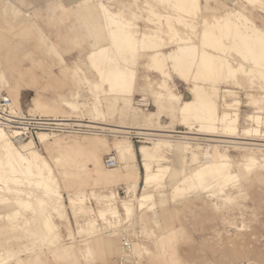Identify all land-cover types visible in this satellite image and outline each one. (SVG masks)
<instances>
[{"label": "rangeland", "instance_id": "obj_1", "mask_svg": "<svg viewBox=\"0 0 264 264\" xmlns=\"http://www.w3.org/2000/svg\"><path fill=\"white\" fill-rule=\"evenodd\" d=\"M4 1L6 0H0V74H5L6 83H2L0 76L1 94H5L16 106L19 105L22 110L30 112L29 110L35 102L41 107L58 111L54 116L67 118L72 116L92 123L91 126L101 127L102 129L108 128L109 132H115L114 130H117V128L129 125H142L140 121L120 117L119 111L113 113L111 109L108 110L113 105L117 109L122 104V97L127 94L120 87L117 88L118 90L120 89L121 93L118 90L111 89L109 94L110 88L115 86H111L108 79L106 81V79L100 78L98 76L99 72L93 69L87 58L89 52L97 46L110 47L109 51L113 48L111 42L106 39L108 28L101 20L95 19L93 21L90 18L89 8L79 3L75 4V1L79 0H9L14 6L13 10H18L17 13L25 14L23 16L20 14V17L16 15L18 18L11 15V18H15L12 21L11 19H6L10 18L9 13L5 14L6 17L4 16L2 9ZM97 1L101 2L111 13L119 14L124 20L130 22L136 39H139L142 33H147L153 28L160 27L164 33L161 36V44L159 43V46H161L159 49L162 52H168L178 46H193L195 48L196 53H194V56L199 60L196 68H193L191 56L182 55L179 58L182 60L181 62L180 60L177 61L169 53L166 55L167 57H163V61H160L162 66L157 69L155 62L152 64V70H147L143 67L142 64L146 61L148 51L141 50L139 54L142 57L136 59L134 61L135 66H133L136 76L134 94L131 97L132 105L133 100L137 96L147 98L153 103L150 94L143 91V86L146 82H151L154 87L155 83L159 81V77L154 72L160 74L162 80L167 82L164 86L159 87L160 90L168 93L171 91L173 94L180 96L182 101H188L193 97V94L191 95L189 91L193 85L191 84L193 80L190 81L191 76L196 78L199 85L202 86L203 84L204 86L198 92L205 90L206 92L210 91L209 93L211 94L212 91H216L218 97L216 105L219 116H221L222 112L228 115L231 114L227 108L231 104V99L239 101V131L232 136L224 130V122H216L215 128L218 129L210 133L204 132V129L202 130L201 128L202 131L198 130L200 126L198 120L187 121L185 122L187 126L184 125L176 112L181 103H178L171 96L159 98L166 103L167 108L165 111L167 113L164 111L162 115L156 116L153 125L148 126V128H158L157 123H159L172 131L190 132L198 136H205V138H209L208 136L228 138L229 136L231 137L229 139H239L236 142H242V140L256 136L252 137L255 141L251 143L257 144L259 148L256 147L251 152L242 146L237 148L230 145L215 147L216 144L211 145V143L209 145L205 141L195 139L198 136H192L190 149L184 147L183 141L181 147V144L171 143L165 139H159L151 144L150 142L152 141L139 140L137 138L130 139L131 136L129 138L97 135L58 136V139L65 141L96 139L107 146L121 140L129 141L133 146L135 161L140 171L137 191L133 196V192H128L130 186L125 184L127 180L116 179L122 173L120 164L115 170H107L103 167L104 157H115L114 152L102 150L97 154L98 158L95 159L94 156L90 155L88 159L87 157L84 159L82 152L68 150L63 158L53 164L54 169L60 170L62 168L65 169L70 164L69 162L72 161V166L74 165L79 172L72 176V180H65L61 184L62 201L60 202L62 205H66L69 222H61L53 214V221L59 225L60 245L66 248H63L64 250L61 252L55 251L54 254L50 248L38 241L36 242V239H33L34 237L27 236L28 234L26 233L28 232L23 233L24 231L17 230L19 226L24 225L26 218H31L33 215L30 211L27 212L28 210L25 207L7 200L6 204H0V217H2V219L0 218V252L3 251V248L4 250H14L18 255L10 257L11 259H4L0 256L3 259L2 261L0 260V264H114L120 254V242L123 237L130 239L133 244L132 252L128 256V264H264L263 171H256L257 176L254 177L252 175L247 182H239L235 188L226 187L225 194L228 199L212 196V194L209 197L210 193L201 190L195 192L185 190L175 193L172 185L169 184L170 176H167L160 187H156V185L152 188L144 189L142 182L144 171L141 154L139 153V147L141 146L153 148L155 144L160 143V154L163 158L161 163L169 166V171L179 169L181 175L189 172L188 168L193 165V159L196 163H207L212 156L217 154L227 155L235 162L241 161L243 156L250 155H254L259 161L264 159V65L260 63L259 65L262 64L263 66L261 67L263 68L260 67L261 69H259L258 65H254L255 63L252 62L259 61L258 56L254 55V53L258 54V49L254 47L251 43L252 41H247L251 54L246 56V50H242L245 48L244 45V48H240L242 47L240 46L242 41L238 37H228L221 40V50L217 51L215 41L204 40L200 37L204 27L203 21H211L214 17H221L233 11L242 13L251 21L250 23L264 29V0L252 5H247L243 0H209L211 7L222 3L219 5L220 12L217 14L210 11L203 13L201 9H198V7L200 8V2L203 3V0L198 2L197 7L185 6L184 4L189 0ZM94 2L96 1L91 0L88 3L91 5ZM144 2H148L149 5ZM141 3H143L144 8ZM183 5L185 7H182ZM145 6L151 9L145 10ZM151 10L154 13H151ZM165 15L168 19L164 17ZM90 19L92 20L91 22L88 21ZM95 21H100V23H95ZM87 22L89 23L88 25ZM33 25L39 29L42 38L46 35L47 38L52 40L55 52L58 55H53L54 52L43 49L46 46H44L45 42L42 41V38L29 32ZM241 29L240 33L246 35L248 28L247 30L246 28ZM92 33H95V37H93ZM97 35H99V38L96 37ZM153 46H156L155 42L150 44V48H153ZM227 46H231V48ZM46 51L50 52L51 55ZM221 52L226 53L221 57L219 56L222 55ZM101 58L98 64L101 65L103 61L106 67L102 68H107L104 70L105 72L110 69L107 71L110 73L112 69L110 67L112 65L111 62L105 57ZM223 58L224 61H227L234 68L243 67L244 69L246 68L245 70L252 72L244 71L242 68V73H236L239 75L237 77L238 81L236 79V82H232L226 75H221L223 72H220V63H223V60H221ZM34 59L35 61H32ZM134 59L128 60L132 61ZM132 62H129V64ZM255 68L257 70H254ZM23 72L28 74L30 72V74L25 76ZM170 73L179 76L185 82L174 76L172 81H170ZM197 75H200L201 78L202 76L203 78L206 77L205 80L207 79L208 83L205 80V83L201 82L202 79ZM223 76L226 77V81L223 80ZM96 85L99 86L97 92ZM205 85L210 86L209 89L206 86V90ZM211 86L217 90H214ZM116 92L117 94H115ZM14 99H17L18 105L14 102ZM249 101H255L254 106L249 105ZM65 102H69L73 108H66ZM82 102H92V104H86L84 106L86 109H81L79 103ZM152 103L148 108L150 112L143 113L145 116L156 113L155 106H152ZM75 105L78 108H75ZM30 113L41 116L51 115H43L38 112ZM82 114L85 118L82 117ZM249 115L257 116L259 119L257 122L248 121L247 117ZM253 129L258 131V136L251 133ZM223 130L224 132L222 133ZM216 131L217 133H214ZM245 131H249L252 135L243 134ZM220 134H224L223 137ZM133 135L134 133H132ZM47 137L53 138V136ZM212 142H216L214 138H212ZM173 145H179L181 149L183 148L181 157L171 148ZM255 150L260 151V153L257 154ZM68 160L69 162H67ZM176 175L179 178L181 177L179 176L180 174ZM61 178L63 179V177H60V180ZM106 179H109L110 182H105ZM65 187L73 190L79 189L86 195V215L82 213L73 215L67 201ZM111 193H116L117 206L120 205L121 201L138 198L144 194L153 195L156 204L149 205L147 206L148 208L145 207L143 211L135 210L133 220L107 215V222L98 221L97 230L92 234L87 233L84 226L85 221L90 216L95 218L100 211L105 210L102 198ZM28 205L31 204L28 203ZM153 206L156 207L153 208ZM9 215L11 216L10 219L7 218ZM4 219H8V222L7 220L4 221ZM68 228L72 231L70 236L67 233ZM86 248H91L92 254L84 255L81 253ZM23 250H26V252ZM67 251L70 252L67 253Z\"/></svg>", "mask_w": 264, "mask_h": 264}, {"label": "bare ground", "instance_id": "obj_2", "mask_svg": "<svg viewBox=\"0 0 264 264\" xmlns=\"http://www.w3.org/2000/svg\"><path fill=\"white\" fill-rule=\"evenodd\" d=\"M90 1L91 0H80L79 4H82L84 7L89 6L91 10H93L94 12H97V14L95 13L97 16L95 15L94 18H92L93 21L96 19V20H101L102 23H105V24L108 23L109 29L106 34L107 35L106 39H108L107 41L111 42V45L113 48L110 49L109 51L110 47L107 48V46H103V45L97 46L88 54L87 58L90 61L93 69L99 72L98 76L100 78L106 79V81L108 79L111 86H115L114 88L111 86H110L111 88L109 87L110 88L109 94L111 93V89L118 90L117 87L124 89L122 91H124L125 94H127L126 96H124V94L122 93V95L124 96L121 99L122 104L118 106L117 109L113 105L112 107L108 108V110L111 109L113 113L115 111L117 112L119 111L120 117L129 118L132 120L140 121L142 123L141 126L139 125L130 126L129 125V126H125L126 128L125 127L117 128V130H114L115 132H110L111 134H114L112 137L129 138L130 136H132V133H134L137 136H142L143 139L152 141L150 142L151 144H153L154 142H157L159 139H165L171 143H179L181 144L180 146L182 147V141H183L185 145L184 147L190 149L191 148L190 141H192L191 140L192 136H198L197 134H193L190 132L182 133V132L168 130L166 129L165 126H161L159 123H157L158 128H155V127L148 128V126L153 125V122L156 119V116L163 114V112L167 108L166 103L163 100H160V99L156 100V105H155L157 108V109L155 108L156 113H151L150 115L145 116L143 113H148L150 112V110L139 108L135 105V99L142 98V97L135 98L133 100V105L131 104L132 102L131 97L133 96L135 76H136V73L133 70L134 69L133 66H135L134 61L142 57L141 54H139L141 50L148 51L146 55V61L142 64L143 67H145L147 70L149 69L152 70V64L156 62L155 67L159 69L160 66H162L160 64V61H163V59L165 58L164 56H166L169 53H171V55H173L177 61L180 60L181 62L182 60L179 58L182 55L191 56V62L193 64V68L194 67L196 68L197 61L199 60L198 58L196 59L194 56V53H196L195 48L193 46H187V47L178 46L177 48L172 49L168 52H162L159 49L161 47L159 46V43L161 41V36H163L162 34L164 33L160 27H157L155 29L153 28L149 30V32L147 33H142L140 35V38L136 39L134 32H132V27L130 26V22H128L127 20H124V18L121 17L119 14L111 13L110 11H108L101 2L95 0L96 2H94V4L89 5L88 2ZM261 1L262 0H243V2H245L247 5L257 4ZM198 2L199 0H189L184 5L185 6L187 5L188 7L190 6L197 7L199 4ZM144 3H146V5H149L148 2H144ZM141 4L143 6V3ZM184 5L182 7H185ZM13 7L14 6L12 3H10L7 0L4 1V5L2 7L4 16L5 14H8V13H9L8 15L10 16V18H6V19L12 20L15 18H11V15H13V17L15 16L18 18V16L16 15H19L20 17V14H22L21 12L17 13L18 10L17 11L13 10L14 9ZM146 7L147 6H145V10L151 9L150 7L149 8L148 7L146 8ZM198 9L200 8L198 7ZM151 13H154V12H152L151 10ZM23 15L25 14L23 13L21 16ZM164 17L167 18L166 15ZM88 21L91 22L92 20L90 19ZM96 22L100 23V21H95V23ZM250 22L251 21L248 20V18L245 15H242V13L240 14L237 11L228 12L224 16L214 17L213 20L211 21L210 20L203 21L204 27L201 32L202 34H200V37L201 39H204V40L215 41L217 51L221 50V40L228 38V37L230 38L238 37L242 41V45L238 43L237 44L242 46L240 47L241 49L244 47L246 48V49L245 48L242 49V50H246L245 52L247 54L246 56H249V54H251L250 53L251 49L248 46L249 44H247V41L249 42L252 41L251 43L254 45L255 48L258 49V54H255L254 52L253 53L254 55H257L259 58V61L257 60V62L256 61H252V62L255 63L254 65H258L257 67L261 69L263 68L261 66L264 65L263 63L264 62V29H261ZM88 24L89 23L87 22V25ZM32 27L33 28L29 32L31 34L33 33L34 36L41 37L39 29L37 27H34V25ZM241 28L243 29L246 28V30L248 28V32L246 35L245 34L242 35L240 33V30L242 31ZM29 32H25V33H29ZM92 35H94L93 37H95V33L94 34L92 33ZM98 36L99 35H97L96 37ZM42 41L45 42V45L44 44L43 45L46 46V48L43 47V49L45 50L47 49L48 51L54 52L53 55L54 54L58 55L55 52L54 44L49 38L46 37V35L43 36ZM154 42L156 43V46L155 47L153 46V48L152 47L150 48V44ZM103 44L105 45V43ZM145 44L147 45L145 46ZM228 48H231V46ZM47 53L50 54V52H47ZM224 53H222V55H219V56L222 57ZM101 57H105L107 60H109L112 65L108 63L107 64L110 65V67H112V69L114 70L111 69L110 73L107 72L110 69L105 72L104 70L107 69V68L104 69L106 67V64L103 63V61H102L103 66H102V63L101 65L98 64V61L102 59ZM128 59L130 60L134 59V60H132L133 61L132 62V61H129ZM221 60H223V63H220V72H223L221 73V75H224V76L226 75V77L230 81L236 82V79L239 76L236 73L237 72L242 73L243 67L234 68L227 61H224V58ZM129 62H132V63L129 64ZM260 63H263V65L262 64L259 65ZM149 64H150V67H149ZM99 66H101L100 69H99ZM245 69L244 71H247ZM102 70L104 71V73ZM254 70H257V68H255ZM0 76L2 78V83H6L5 74L2 73L0 74ZM197 76L200 77V75H197ZM224 76L222 77L223 80H225L226 78ZM205 78L206 77L203 78L202 76L201 78L202 81L200 79L198 80L201 82H204ZM253 78L255 77L253 76ZM162 81H163L162 82L163 84H161L160 86H164L165 83H167L164 80ZM190 81H192L191 84L193 85L189 91L191 95L193 94V97L190 100L181 103V105L177 108V111H176L177 116L178 118L182 120V123L186 125L185 122L187 121L192 122V120H196V121L198 120L199 125H200L198 127V130L204 129V132L210 133V132L215 131V129L216 130L218 129V128H215L216 122H220V123L224 122L225 124L224 130L229 135L232 136V135L237 134V132L239 131V126H238L239 124V111H238L239 101L237 99H231L230 100L231 104L228 105L229 107H227L229 109L228 111H230L231 114L228 115L222 112L221 116H219L217 105H216V99L218 98L216 95V91H212L211 94L209 93L210 91L206 92L205 90L203 92H198L200 89H202V87H204L203 84L202 86L199 85L196 78L193 76H191ZM205 82L208 83L207 79L205 80ZM251 82H254V81H251ZM237 83L239 84V82ZM237 83H234V84H237ZM206 86L207 85H205V89L207 90V87L209 89L210 86H207V87ZM98 87L99 86L96 87V92L99 89ZM211 88H214V90H217L215 87L211 86ZM114 90L112 91L114 92ZM118 91H120V89ZM115 94H117V92ZM225 96H228V95H225ZM143 99H146V101H149L151 105L152 103L151 100L149 99L147 100V98H143ZM14 102L17 105L19 104L17 99H14ZM254 103L255 101H252V102L249 101V105L254 106ZM257 104L258 103L256 102V105ZM64 105L66 108H73L69 102H65ZM153 105L154 104L152 103V106ZM14 106L17 107L16 105ZM74 107L78 108L77 105H75ZM29 111L42 113L43 115L44 114L45 115L47 114L55 115L58 113V111L56 110L41 107L38 103H35V102L33 103V106L31 107ZM165 112L167 113V111ZM30 114H33V113H30ZM35 115H38V114H35ZM51 118H53L54 120H60V121L84 122L83 124L88 125L91 128L102 129L101 127L91 126L92 123H89L88 121L79 120L76 118H67V117H51ZM258 119L259 117L257 116L254 117V116L249 115L247 117V120L251 122H257ZM102 130L110 131L108 128L107 129L103 128ZM224 130L222 131V133L224 132ZM254 130L255 129H253L251 133L253 135L255 134L258 136V131H254ZM214 133H217V131ZM243 134L245 135L249 134V136L252 135L250 134L249 131H245ZM46 135L47 134L39 133L37 134L38 141L36 143H34L32 140H29L28 142H25L17 146L16 144L12 142V140L8 136L5 135L4 132L0 130V204H6L5 202L7 200L8 201L11 200L14 202V204L19 205L21 207H25L26 210H28L27 212L30 211L33 216L31 218H26L24 225L19 226L17 230H20L22 232L24 231L23 233L28 232L26 233L28 234L27 236L34 237L33 239L34 240L36 239L35 240L36 242L38 241L39 243L44 244L45 246H47V248H50L51 252L54 253L55 251L61 252L64 250L63 248H66V247H63L60 245L61 241H60L59 225L53 221V214H55V216L61 222H65V221L66 223L69 222L66 205H62L60 202L62 201L61 184L65 180H68V181L72 180L73 179L72 176L79 173L76 170V167L74 165L72 166L71 160H70L71 162H69V160L67 161L70 164H68V166L65 167V169L63 168L60 170L54 169L53 164L56 161L63 158L65 154L68 152V150H75L77 152H82L84 155V159H86L85 157H87L88 159V156L90 155L94 156V158L96 159L98 158L97 154L99 153V151L110 150L114 152L115 157L113 158L115 159L117 165L112 168H106L104 164L102 163L103 167L107 170H115L119 167V164H120L122 173L119 174V176H117L116 179L117 180L118 179L127 180V183L125 184H129L130 187L128 189V192L129 193L133 192V196L138 188L140 171L135 161L133 146L127 140H121L118 142H114L110 146H107L101 141L96 140V139H91L88 141H84V140L65 141L63 139H58L57 137L48 138ZM208 137L209 138H205V136L199 135L198 138H195V139H197L198 141L200 140L205 141L209 145L211 143H212L211 145L216 144L215 147H221V145H228V146L230 145V146L237 148L238 146H242L243 148L248 149L251 152H253V149H255L256 147L259 148L257 144L251 143L255 141L252 137H256V136L247 138L244 141L241 139L242 142H236V141H239V139L238 140L229 139L231 138L229 136L228 138L227 137L226 138L210 137V136ZM212 138H214V140L216 141L215 143L212 142ZM180 146L173 145L172 147L171 146L170 147L174 149L175 153L177 152V154L180 155L181 157L183 148L181 149ZM160 148H161L160 143L155 144L153 148H147L144 146L139 147V153L141 154V158H142V168L144 171V176L142 178L144 189H149L156 185H157L156 187H160L162 182L165 181V179L167 178V176H170L169 177L170 179L168 178L169 184L172 185V189L175 193L183 192L185 190H189L191 192L201 190V191L210 193L209 197L212 194V196H216L220 198L223 197L225 199H228L227 195L225 194L226 187L231 186V188H235L238 186L239 182H242V181L247 182L251 178L252 175H254V177L257 176L258 174L256 173V171L264 172V159L262 161H259L254 155L253 156L252 155L243 156L241 157V161L235 162L227 155L217 154V155L212 156L210 161H208L207 163H198V162L196 163V161L193 159L192 161H194L195 163L192 162L193 165L189 166L188 168L189 172L187 174L181 175V171L179 169H174L173 171H169V166L163 165L161 163L163 161V158H162V155L160 154ZM257 151L258 150H255V152L259 154L260 151L258 152ZM260 155H263V154H260ZM87 170H89V168H87ZM176 174L178 175L180 174L179 176L181 177L180 178L177 177ZM60 177H63V179L61 178L60 180ZM105 182H110V180L106 179ZM65 190L67 194V201H68L69 207L73 215H78L79 213L86 215L87 214L86 213L87 205L85 204V200L87 199L86 195L83 192H81L79 189L73 190V189H70L69 187H65ZM102 200L104 201L103 206L105 210L100 211L99 214L95 218L90 216L84 223L85 229L87 230V233L89 234H92L93 232L97 230L98 221H101L103 223L107 222V219H106L107 215L120 218V219L133 220V218L135 217V210L143 211L145 207L149 205L151 206L152 204H156L155 198L151 194H144L138 198L137 197L134 199L130 198V200L121 201L119 206L116 205V193H111L108 196L103 197ZM28 203H30L31 205H28ZM154 207L156 206H153V208ZM17 213H20V212H17ZM10 217H11L10 215L7 216L8 219H10ZM155 217L157 218V216ZM0 218L2 219V217ZM8 219H6L7 222H8ZM6 220L4 219V221ZM67 233L69 236L72 235V231L70 228L67 229ZM2 250L3 251H1L2 253L0 252V256L3 257L4 259L5 258L11 259L10 257L12 256L14 257V255L17 254L14 250H9V249L4 250L3 248ZM88 250H91V249H88ZM23 251L26 252V250H23ZM68 252L70 251H67V253ZM131 252H132V249H131ZM1 257H0V260L2 261L3 259Z\"/></svg>", "mask_w": 264, "mask_h": 264}, {"label": "built area", "instance_id": "obj_3", "mask_svg": "<svg viewBox=\"0 0 264 264\" xmlns=\"http://www.w3.org/2000/svg\"><path fill=\"white\" fill-rule=\"evenodd\" d=\"M135 105L139 108L148 109L150 102L143 98L135 99ZM84 122L60 121L51 117L30 114L13 105L10 98L0 93V130L8 136L17 146L32 140L37 142V134L44 133L49 136H113L108 130L91 128ZM143 140L142 136L134 134L130 137ZM103 164L106 168L117 165L111 156L104 157ZM132 242L128 238H122L120 242V254L114 264H128V256L132 249Z\"/></svg>", "mask_w": 264, "mask_h": 264}, {"label": "crops", "instance_id": "obj_4", "mask_svg": "<svg viewBox=\"0 0 264 264\" xmlns=\"http://www.w3.org/2000/svg\"><path fill=\"white\" fill-rule=\"evenodd\" d=\"M7 1H9V0H7ZM200 1V0H199ZM10 3H12L11 1H9ZM80 2V0L79 1H75V4L77 3H79ZM202 4V5H201ZM222 4V3H221ZM221 4H217V5H215L214 7H211L210 6V4H209V0H203V3H201L200 2V9H201V11L203 12V13H205V11H210V12H213V13H215V14H217V13H219L220 12V10H219V8H220V6L219 5H221ZM223 6V5H222ZM86 8H89V6H85ZM208 7H209V9H208ZM90 9V8H89ZM94 11L93 10H91L90 9V18L92 19V18H94V16L97 14H94L93 13ZM130 16H132V15H130ZM105 24V23H104ZM105 26L109 29V26H108V23H106L105 24ZM111 27V26H110ZM51 40V39H50ZM52 41V40H51ZM93 50V49H92ZM91 50V51H92ZM90 51V52H91ZM89 52V53H90ZM32 61H35V59L34 60H32ZM264 63V62H263ZM155 74H157V76L159 77V81L157 82V83H155V86L153 87V84L151 83V82H146L145 84H144V86H143V91H145V92H147V93H149L150 94V96H151V98H152V100H153V104H154V106L156 105V100L157 99H159L160 97H166V96H171L172 98H174V100H176V101H178V103L180 102V103H183V102H185V101H182L181 100V98H180V96H178V95H175V94H173L171 91L168 93V92H163L162 90H160V84L162 83V76L160 75V74H158L157 72H154ZM23 74L25 75V76H29V74H30V72H29V74L28 73H24L23 72ZM170 76H171V79H170V81H172V79H173V76L174 77H176V78H178L179 80H181V81H184V79H182V78H180L179 76H177V75H175V74H173V73H170ZM185 82V81H184ZM106 89H108V88H106ZM170 90V89H169ZM162 93V94H161ZM164 93V94H163ZM133 94H134V91H133ZM155 96V97H154ZM137 97H141V96H137ZM136 97V98H137ZM13 103V102H12ZM14 104V103H13ZM86 104H92V102H87V103H79V105H80V108L82 109V108H84V106L86 105ZM15 105V104H14ZM17 107H20L19 105L17 106ZM21 108V107H20ZM155 108H156V106H155ZM157 109V108H156ZM157 112H158V110H157ZM162 115V114H161ZM70 116V115H69ZM46 117H62V116H54V115H49V116H46ZM82 117L83 118H85V116H83V114H82ZM70 118H74V117H72V116H70ZM82 118V119H83ZM41 135H43V134H41ZM39 136V135H38ZM46 136H48V135H46ZM37 141H38V137H37ZM132 246H133V244H132ZM88 249H91V248H86V249H84L83 250V252H81V253H83L84 255H87V254H92V249L91 250H88ZM133 249V248H132Z\"/></svg>", "mask_w": 264, "mask_h": 264}]
</instances>
